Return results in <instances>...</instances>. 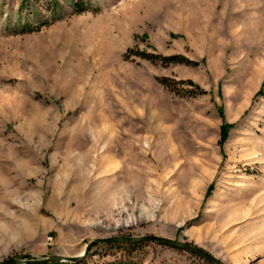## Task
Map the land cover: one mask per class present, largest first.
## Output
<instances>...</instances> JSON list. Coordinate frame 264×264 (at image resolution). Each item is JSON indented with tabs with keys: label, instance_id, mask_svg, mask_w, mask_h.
<instances>
[{
	"label": "rangeland",
	"instance_id": "rangeland-1",
	"mask_svg": "<svg viewBox=\"0 0 264 264\" xmlns=\"http://www.w3.org/2000/svg\"><path fill=\"white\" fill-rule=\"evenodd\" d=\"M146 234L264 264V0H0V260ZM75 264L210 263L143 241Z\"/></svg>",
	"mask_w": 264,
	"mask_h": 264
},
{
	"label": "water",
	"instance_id": "water-1",
	"mask_svg": "<svg viewBox=\"0 0 264 264\" xmlns=\"http://www.w3.org/2000/svg\"><path fill=\"white\" fill-rule=\"evenodd\" d=\"M156 242L159 244L167 245L173 248L182 249L191 253H194L205 260L210 264H221V262L212 254L206 250L191 244L186 241H180L164 236L146 234L140 236H115L107 238H95L89 241L82 252L77 255L66 256V255H55V254H42L40 256H31L30 254H23L21 256H8L0 260V264H45V263H54L59 261H67L71 263H78L85 258L87 253L96 245L103 243H113V242H124V243H135V242Z\"/></svg>",
	"mask_w": 264,
	"mask_h": 264
},
{
	"label": "trees",
	"instance_id": "trees-1",
	"mask_svg": "<svg viewBox=\"0 0 264 264\" xmlns=\"http://www.w3.org/2000/svg\"><path fill=\"white\" fill-rule=\"evenodd\" d=\"M141 57L142 58H146V59H151L152 60V57H158V59H161V61H164V62H168V61H177V62H185V63H191V61L187 60L186 58H183L179 55H175V56H169V57H166V56H161V55H158V56H152L150 54H147V53H144V52H141ZM162 84L164 85H168V82H167V79L166 78H163L161 80H159ZM192 83V81H190ZM227 137V131H226V128L223 127L222 128V132H221V138H222V141H224Z\"/></svg>",
	"mask_w": 264,
	"mask_h": 264
},
{
	"label": "bare ground",
	"instance_id": "bare-ground-1",
	"mask_svg": "<svg viewBox=\"0 0 264 264\" xmlns=\"http://www.w3.org/2000/svg\"><path fill=\"white\" fill-rule=\"evenodd\" d=\"M82 252V251H81Z\"/></svg>",
	"mask_w": 264,
	"mask_h": 264
}]
</instances>
